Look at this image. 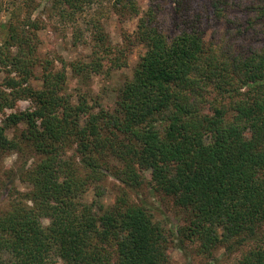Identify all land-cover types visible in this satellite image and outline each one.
Returning a JSON list of instances; mask_svg holds the SVG:
<instances>
[{"label": "trees", "instance_id": "obj_1", "mask_svg": "<svg viewBox=\"0 0 264 264\" xmlns=\"http://www.w3.org/2000/svg\"><path fill=\"white\" fill-rule=\"evenodd\" d=\"M102 1H51L48 17L71 27L74 45L91 34L90 60L69 64L78 77L104 73L106 59L105 75L126 65L98 21ZM155 1L135 30L146 51L111 110L71 102L64 61L57 70L35 56L40 18L1 24L0 67L16 76L0 88V110L20 98L32 108L6 115L0 150L26 144L41 158L21 174L29 190L0 213V264H172L168 248L189 261V244L196 255L222 247L238 252L232 264H264V0H174L168 27ZM110 4L138 11L136 0ZM18 124L17 141L7 130ZM105 175L124 185L112 204L102 200ZM145 182L172 198L184 224L167 226L130 199ZM91 188L94 200L82 201Z\"/></svg>", "mask_w": 264, "mask_h": 264}, {"label": "rangeland", "instance_id": "obj_2", "mask_svg": "<svg viewBox=\"0 0 264 264\" xmlns=\"http://www.w3.org/2000/svg\"><path fill=\"white\" fill-rule=\"evenodd\" d=\"M52 0H0V27L1 24L7 23L9 20L19 19L24 16L31 18L38 17L44 23V28L36 32L37 52L35 56L51 60L57 70L62 69V61L66 64V80L65 90L71 94V102L77 104L78 97H86L89 104L92 105L94 111L96 106L111 110L114 106L117 88L128 78L132 77L133 70L140 60V57L145 53L146 48L143 42H140L135 37V30L138 23V18L142 16L148 9L150 0H136L138 11L136 15L121 14L120 11H115L111 6L112 0H103L101 5L93 6L95 10H99L98 21L106 32L110 42L117 47V50L122 53V57L126 60V65L117 69H113L105 75L109 66L107 59L103 63L104 73H90L88 77H78L74 74L69 64L75 61L87 62L90 60L92 41H90L91 34L87 35V43H77L74 45L72 40L71 27H64L63 24L57 21V17H48L51 9ZM174 0H156L158 5V16L168 27L172 17ZM97 8V9H96ZM95 10H91L95 14ZM14 12V13H13ZM91 14V13H90ZM84 14L82 17H89ZM84 25L82 24V27ZM0 28V44L3 42L4 32L1 33ZM209 35V34H208ZM16 51V47L11 48ZM62 60V61H61ZM8 68V67H6ZM8 69L0 67V88L9 92L3 84L8 76H16L14 71L7 72ZM33 70L35 76L30 80L32 87L38 89L41 87L42 70L37 63ZM32 108V101L30 98L17 99L12 108L4 107L0 110V125L4 122L7 114L11 112L23 111ZM208 110H204L207 113ZM86 114L82 115V120L86 118ZM17 128V129H16ZM24 128L23 124H18L7 130L10 138H17L15 134L21 133ZM18 141V140H17ZM75 145L65 147L66 153L74 157V160L79 159V154L74 150ZM79 156V157H78ZM41 158L33 149L21 145V149H5L0 150V213L8 209L14 196L18 192H26L29 190V183L22 180L21 175L26 169ZM148 181V173H144ZM104 195L102 200L106 204H112L115 195L118 193V187L124 185L116 180L112 175H105L103 181ZM128 194L131 200L138 203H145L154 211L155 217L167 226L184 224L183 219L178 216L181 213L175 207L170 196H166L159 191L153 189L147 182L143 183L139 188L129 189ZM95 196L93 189H89L84 195L82 201L91 202ZM47 220H43L46 225ZM174 227V226H173ZM192 244H189V261L183 256L182 252L175 246L171 245L168 248V255L172 264H232L238 256L236 250L228 252L226 249L216 248L212 256L196 255L192 250ZM58 264H63L59 261Z\"/></svg>", "mask_w": 264, "mask_h": 264}]
</instances>
